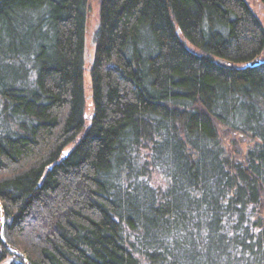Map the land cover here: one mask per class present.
<instances>
[{
	"label": "trees",
	"instance_id": "obj_1",
	"mask_svg": "<svg viewBox=\"0 0 264 264\" xmlns=\"http://www.w3.org/2000/svg\"><path fill=\"white\" fill-rule=\"evenodd\" d=\"M87 8L0 0V264H264L257 15Z\"/></svg>",
	"mask_w": 264,
	"mask_h": 264
},
{
	"label": "rangeland",
	"instance_id": "obj_2",
	"mask_svg": "<svg viewBox=\"0 0 264 264\" xmlns=\"http://www.w3.org/2000/svg\"><path fill=\"white\" fill-rule=\"evenodd\" d=\"M252 11L257 15L260 23L264 28V8L261 6L258 0H245ZM99 2L100 0H88L87 8V36L90 41L92 32L94 31L98 23L99 14Z\"/></svg>",
	"mask_w": 264,
	"mask_h": 264
},
{
	"label": "water",
	"instance_id": "obj_3",
	"mask_svg": "<svg viewBox=\"0 0 264 264\" xmlns=\"http://www.w3.org/2000/svg\"><path fill=\"white\" fill-rule=\"evenodd\" d=\"M257 64H258V60H256L254 63H252L251 66H255ZM2 220H3V210L1 208V222H0V239L1 240H2V223H3ZM10 249L15 253V255H17L24 262V264H27V261H26L25 257L22 254H20L19 252H17L13 248H10ZM13 262H14V259L11 258L6 264H12Z\"/></svg>",
	"mask_w": 264,
	"mask_h": 264
}]
</instances>
